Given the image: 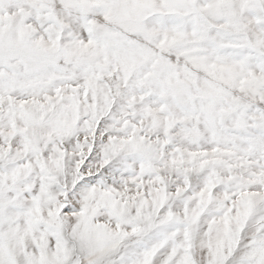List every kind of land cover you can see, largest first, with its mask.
I'll use <instances>...</instances> for the list:
<instances>
[{
  "label": "snow or ice",
  "instance_id": "obj_1",
  "mask_svg": "<svg viewBox=\"0 0 264 264\" xmlns=\"http://www.w3.org/2000/svg\"><path fill=\"white\" fill-rule=\"evenodd\" d=\"M0 264H264V0H0Z\"/></svg>",
  "mask_w": 264,
  "mask_h": 264
}]
</instances>
